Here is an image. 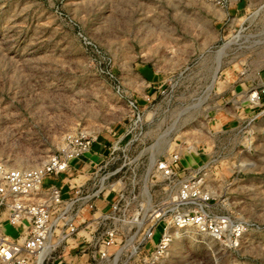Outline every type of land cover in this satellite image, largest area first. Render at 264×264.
<instances>
[{
  "label": "rangeland",
  "instance_id": "374dc122",
  "mask_svg": "<svg viewBox=\"0 0 264 264\" xmlns=\"http://www.w3.org/2000/svg\"><path fill=\"white\" fill-rule=\"evenodd\" d=\"M165 58L178 66L165 93L143 100L146 67ZM263 83L264 0H0V163L38 165L66 134H124L131 99L144 116L128 146L137 161L111 179L137 191L150 157L178 152L204 174L214 212L245 226L236 249L184 232L159 264H264V124L247 102ZM79 164L71 183L92 172Z\"/></svg>",
  "mask_w": 264,
  "mask_h": 264
},
{
  "label": "built area",
  "instance_id": "2783aa9c",
  "mask_svg": "<svg viewBox=\"0 0 264 264\" xmlns=\"http://www.w3.org/2000/svg\"><path fill=\"white\" fill-rule=\"evenodd\" d=\"M212 1L219 7L228 2ZM83 41L93 49L90 41ZM247 102L257 112L249 122L259 119L264 124V83L250 90ZM126 107L132 126L110 144L101 162L85 169L92 172L84 182L71 183L73 163L83 162L85 167V155L96 138L83 131L66 134L60 148L38 165L0 163V264H159L184 232L238 248L244 224L228 213L214 212V196L204 174L182 167L180 153L157 159L151 155L145 185L137 191L124 187L121 177L111 179L124 167L135 168L137 161L128 146L135 137L132 132L142 130L144 116L134 100H126ZM127 136L130 139L121 146ZM117 160L120 166L108 171ZM61 174V185L44 186L45 178ZM159 223L163 226L154 243ZM7 226L15 235L7 234ZM70 240L75 243L72 248Z\"/></svg>",
  "mask_w": 264,
  "mask_h": 264
},
{
  "label": "crops",
  "instance_id": "0c3cea01",
  "mask_svg": "<svg viewBox=\"0 0 264 264\" xmlns=\"http://www.w3.org/2000/svg\"><path fill=\"white\" fill-rule=\"evenodd\" d=\"M210 59L211 56H209L208 60ZM159 60L161 59L159 58ZM170 61V59L165 58V60L159 61V63L156 62V65L154 64L152 67H146V88L141 97L143 100L145 98L146 100L153 99L158 94L159 90L170 79L174 70H176V67H178L174 65V63L172 64ZM185 61L181 62L179 66L181 67L185 65ZM207 64H209V61H207L206 65ZM119 131L120 129L118 131L110 130L108 133L101 134L98 137L96 136L95 141L91 145L90 151L87 153V156L85 155L84 162L86 164L84 168L87 169L88 167L93 166V164L101 162L106 157L109 146L113 140H118L123 137L124 134H119ZM181 166L184 167L182 164ZM78 167H81L79 163H73L72 169H77Z\"/></svg>",
  "mask_w": 264,
  "mask_h": 264
},
{
  "label": "bare ground",
  "instance_id": "6f19581e",
  "mask_svg": "<svg viewBox=\"0 0 264 264\" xmlns=\"http://www.w3.org/2000/svg\"><path fill=\"white\" fill-rule=\"evenodd\" d=\"M86 156H87V154H86ZM180 164L183 165V163H182V161H181V158H180ZM183 166H184V165H183ZM80 235H81V234H80ZM74 245H75V243H74L73 241L70 240V241H69V247L72 248V247H74ZM84 258H85V257H83L82 260H84ZM38 264H40V263H38Z\"/></svg>",
  "mask_w": 264,
  "mask_h": 264
}]
</instances>
